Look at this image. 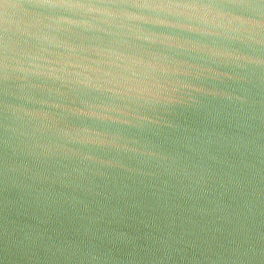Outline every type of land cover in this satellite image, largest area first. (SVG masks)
<instances>
[{"label":"water","instance_id":"obj_1","mask_svg":"<svg viewBox=\"0 0 264 264\" xmlns=\"http://www.w3.org/2000/svg\"><path fill=\"white\" fill-rule=\"evenodd\" d=\"M0 264H264V0H0Z\"/></svg>","mask_w":264,"mask_h":264}]
</instances>
